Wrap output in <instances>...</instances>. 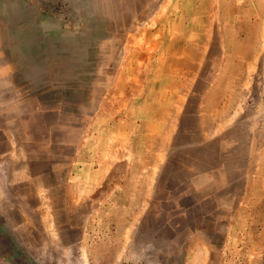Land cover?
Wrapping results in <instances>:
<instances>
[{
    "label": "rangeland",
    "instance_id": "374dc122",
    "mask_svg": "<svg viewBox=\"0 0 264 264\" xmlns=\"http://www.w3.org/2000/svg\"><path fill=\"white\" fill-rule=\"evenodd\" d=\"M0 264H264V0H0Z\"/></svg>",
    "mask_w": 264,
    "mask_h": 264
}]
</instances>
